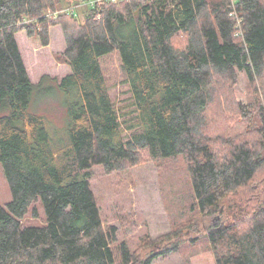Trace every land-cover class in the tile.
Here are the masks:
<instances>
[{
    "label": "trees",
    "instance_id": "trees-1",
    "mask_svg": "<svg viewBox=\"0 0 264 264\" xmlns=\"http://www.w3.org/2000/svg\"><path fill=\"white\" fill-rule=\"evenodd\" d=\"M88 2L0 0V165L11 196L0 264H152L201 238L215 264H264V0ZM51 44L67 68L59 80L44 75ZM112 55L128 87L120 106L102 67ZM239 75L247 99L234 93ZM53 91L64 138L28 110L34 92ZM146 153L156 166L183 161L192 203L183 222L131 250L104 224L90 170L133 169ZM38 200L45 223L25 226ZM198 217L214 223L187 237Z\"/></svg>",
    "mask_w": 264,
    "mask_h": 264
},
{
    "label": "rangeland",
    "instance_id": "rangeland-1",
    "mask_svg": "<svg viewBox=\"0 0 264 264\" xmlns=\"http://www.w3.org/2000/svg\"><path fill=\"white\" fill-rule=\"evenodd\" d=\"M61 50L60 47L54 49L53 44L48 48V70L44 75L56 80H59L67 69L65 65L55 60L54 53H59ZM102 67L111 98L120 106L126 102L129 95L128 87L123 83L124 76L117 57L112 55L103 59ZM244 83V77L239 75V84L234 93L247 99L251 93L244 88ZM60 103L61 96L58 92L43 94L34 92L28 110L32 114L46 117L54 125L53 134L62 135L64 138L63 130L67 121ZM142 155L144 161L133 169L111 173H106L101 167L90 170L91 190L100 208L104 224L113 225L117 230V239L126 242L131 250L136 249L143 242L145 234L156 238L168 233L172 222H183L192 203L190 179L180 158L156 166L147 153ZM10 200L9 188L0 165V207H5ZM33 207L36 208V213L32 216L30 211L24 217L25 226L38 227L45 223L40 200ZM210 222L214 223L212 218L200 220L198 217L186 236L201 237L204 225ZM152 264H215V261L207 242L201 238L195 245L185 247L181 253L158 258Z\"/></svg>",
    "mask_w": 264,
    "mask_h": 264
},
{
    "label": "built area",
    "instance_id": "built-area-1",
    "mask_svg": "<svg viewBox=\"0 0 264 264\" xmlns=\"http://www.w3.org/2000/svg\"><path fill=\"white\" fill-rule=\"evenodd\" d=\"M107 1H111V2H116V1H119V0H89L88 4L93 7L95 5H100L104 2H107Z\"/></svg>",
    "mask_w": 264,
    "mask_h": 264
}]
</instances>
